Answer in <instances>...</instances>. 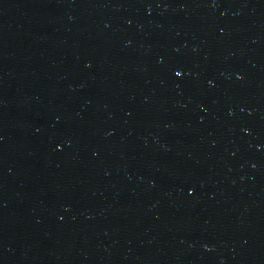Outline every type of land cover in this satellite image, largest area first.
<instances>
[{
    "label": "water",
    "instance_id": "water-1",
    "mask_svg": "<svg viewBox=\"0 0 264 264\" xmlns=\"http://www.w3.org/2000/svg\"><path fill=\"white\" fill-rule=\"evenodd\" d=\"M0 264H264V0H0Z\"/></svg>",
    "mask_w": 264,
    "mask_h": 264
}]
</instances>
